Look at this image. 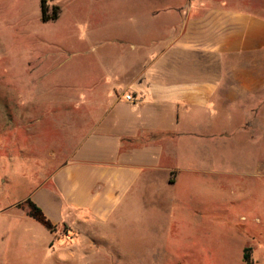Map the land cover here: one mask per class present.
<instances>
[{"label":"crops","instance_id":"obj_1","mask_svg":"<svg viewBox=\"0 0 264 264\" xmlns=\"http://www.w3.org/2000/svg\"><path fill=\"white\" fill-rule=\"evenodd\" d=\"M128 1L120 37L128 44L103 47L99 60L124 70L101 75L86 91L80 124L68 128L80 129L78 138L65 140L61 162L25 198L76 240L63 250L65 262L116 264L110 230L149 188L158 201L157 191L176 184L183 141L187 152L210 155L213 130L264 126V0ZM126 93L137 101H124ZM8 238L3 248L0 235V264L63 262L50 261L51 238L34 245L23 220Z\"/></svg>","mask_w":264,"mask_h":264},{"label":"rangeland","instance_id":"obj_2","mask_svg":"<svg viewBox=\"0 0 264 264\" xmlns=\"http://www.w3.org/2000/svg\"><path fill=\"white\" fill-rule=\"evenodd\" d=\"M46 5L49 13L58 7L57 19L41 20L40 0H0V235L7 248L23 220L37 248L51 238V262L74 264L63 254L76 243L64 235L66 226L47 229L53 236L42 224L24 222L25 198L61 162L65 140L78 138L81 130L68 128L80 124L86 91L98 87L101 75L124 70L99 60L103 47L128 44L120 37L128 30L129 1ZM236 123L213 130L210 155L187 152L183 141L176 184L157 191L160 202L149 188L110 230L117 253L108 254L116 264H264V126Z\"/></svg>","mask_w":264,"mask_h":264},{"label":"trees","instance_id":"obj_3","mask_svg":"<svg viewBox=\"0 0 264 264\" xmlns=\"http://www.w3.org/2000/svg\"><path fill=\"white\" fill-rule=\"evenodd\" d=\"M47 0H40V9H41V20L42 21H48V20H55L58 17V7L53 6L51 12H48V6L46 5ZM25 207H26V214L34 219L35 221L42 224L47 229H51V224L48 222V220L44 217L42 212L39 210L37 206H35L30 200L25 201ZM243 261L245 263L248 262V255L246 253L243 254Z\"/></svg>","mask_w":264,"mask_h":264},{"label":"built area","instance_id":"obj_4","mask_svg":"<svg viewBox=\"0 0 264 264\" xmlns=\"http://www.w3.org/2000/svg\"><path fill=\"white\" fill-rule=\"evenodd\" d=\"M123 100L129 103H135L137 101L131 93L124 94Z\"/></svg>","mask_w":264,"mask_h":264}]
</instances>
